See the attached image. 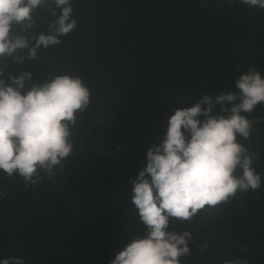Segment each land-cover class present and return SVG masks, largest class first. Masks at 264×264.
Wrapping results in <instances>:
<instances>
[{
    "label": "trees",
    "instance_id": "trees-1",
    "mask_svg": "<svg viewBox=\"0 0 264 264\" xmlns=\"http://www.w3.org/2000/svg\"><path fill=\"white\" fill-rule=\"evenodd\" d=\"M71 3L77 26L60 44L38 49L37 61L0 60L6 82L32 74L22 91L49 75L68 74L81 77L91 93L72 128L73 153L54 176L41 172L36 184L25 186L18 175L0 171V260L111 264L146 232L131 202L130 178L162 141L170 116L205 95L236 91L249 68L264 76V9L239 0H204L207 7L202 0ZM33 16L29 32L47 34L55 17L43 8ZM245 115L254 120L252 132L237 139L258 154L252 166L261 188L206 206L191 221L170 219V231L192 235L191 255L181 264L245 256L249 264H264V103ZM203 243L208 247L201 252Z\"/></svg>",
    "mask_w": 264,
    "mask_h": 264
},
{
    "label": "clouds",
    "instance_id": "clouds-1",
    "mask_svg": "<svg viewBox=\"0 0 264 264\" xmlns=\"http://www.w3.org/2000/svg\"><path fill=\"white\" fill-rule=\"evenodd\" d=\"M239 2L264 9V0ZM38 8L55 17L47 34L29 32ZM72 14L71 0H0V60L37 61L38 49L60 44V37L76 28ZM24 50L27 55L20 54ZM3 76L0 68V171L8 177L18 175L25 186L36 184L41 172L54 176L53 169L64 167L73 153L72 128L77 114L90 105V89L81 77L61 74L49 75L43 83L22 91L31 82L30 72L9 76V82ZM235 88L205 95L170 116L162 141L147 150L146 165L134 180L130 178L131 202L146 232L119 251L111 264H181V258L191 255L192 235L187 230L170 231V219L191 221L206 206L214 208L238 192L261 188V175L252 166L258 154L237 138H250L254 120L245 114L264 103V76L249 68ZM207 247L203 243L200 251ZM0 264L25 261L9 257ZM223 264L249 262L245 256Z\"/></svg>",
    "mask_w": 264,
    "mask_h": 264
}]
</instances>
